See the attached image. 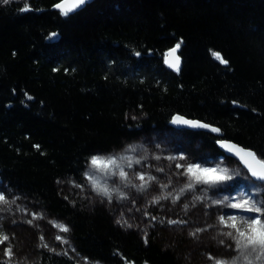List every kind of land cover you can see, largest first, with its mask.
I'll use <instances>...</instances> for the list:
<instances>
[{
    "label": "trees",
    "instance_id": "16d2710c",
    "mask_svg": "<svg viewBox=\"0 0 264 264\" xmlns=\"http://www.w3.org/2000/svg\"><path fill=\"white\" fill-rule=\"evenodd\" d=\"M59 2L0 3V184L63 221L92 261L205 264L185 228L194 218L162 232L173 219L151 208L145 231L127 227L116 212L128 199L92 204L63 183L84 184L93 156L148 141L155 155L164 147L222 159L264 202V183L218 147L227 139L264 158V0H90L68 16ZM181 41L176 71L166 57ZM175 115L220 131L176 128ZM32 247L31 260L11 264H79L65 250Z\"/></svg>",
    "mask_w": 264,
    "mask_h": 264
},
{
    "label": "rangeland",
    "instance_id": "374dc122",
    "mask_svg": "<svg viewBox=\"0 0 264 264\" xmlns=\"http://www.w3.org/2000/svg\"><path fill=\"white\" fill-rule=\"evenodd\" d=\"M140 143L137 144H143L141 148L134 146L136 148L135 152L128 150L129 145H126L123 149L111 152L110 154L96 155H127L132 157L133 167L127 168L125 166V171L128 172L132 184L139 185L142 183L140 180L136 179L134 175L139 172H144L146 175L155 176L157 178L156 181L151 182L150 186L143 193L138 192L133 187H125L117 177L107 179L106 182L110 188L119 187L120 190H123V192L128 195V201H126L125 204H122L116 212V219L127 227H129L128 225L130 224L131 227H133V225L139 226L145 231L148 227V222L145 218L147 215L145 213L151 208L157 210L160 214L172 217V219L176 221H182L183 219L180 218L181 216H184L185 218L189 217L191 219L194 218L192 223H186L185 228H188V231H191V233L195 232L197 228L204 229V231L196 233L195 236L197 240L191 245V250L204 248L205 264H215V259L212 258L231 259L236 256L238 253L234 250V242L223 234L232 231V229L220 224L218 217H228L229 215L252 216L255 214L229 208L226 204H215L213 201L228 197L229 202H236V200H238L243 194H248L260 202L255 190L249 188L248 184L245 183L247 181V175L245 176L242 172H239V175H233V178L239 180L238 186L235 187L230 185V183H225L223 185L214 186L211 189L208 185L196 184L194 189L186 190L184 192L185 195L180 196V199L176 203H173V197H175L179 193V189L188 182V177L182 175V173L186 171V168H178L176 167L177 164L185 166L188 164H199L203 168H228L230 172H233L234 170L231 169V166L227 162L224 163L222 159L209 157L202 160H192L182 152H174V154H172L173 149L164 147L157 149L156 153L158 154L155 155L153 152V146L149 145L148 141ZM133 145L134 144H131L130 146ZM181 156L184 157V159H168V157L178 158ZM156 157H159V159H156ZM136 159H139L141 163L136 164ZM162 161L163 163H160ZM160 168H162L163 171L157 170ZM86 172H93L90 163ZM95 175L100 176L101 174L95 173ZM84 180V184H78L73 180L65 181L63 183V188L66 191H69L72 187H75L78 194L88 199L92 204H99L100 202L104 203V205H109L113 201L115 192H113L112 200L109 202L106 197L98 195L93 190L92 184L86 175H84ZM101 182L103 183L105 181L101 179ZM76 185H80V187H77ZM160 185H168V187L161 188ZM122 187H124V189H121ZM205 189H207V191H205ZM0 192H4L10 201L15 199L14 204H0V208L4 209L3 211H0V230L10 237L8 242L0 245V258L8 259L3 255V249L9 243L11 244L14 253L11 260L14 263L31 260L35 255L32 250V245L47 244V248L67 251L79 264H100L79 253L70 241L68 232H62L59 228L55 227V224L66 225L63 221L47 217L32 200L8 193L1 184ZM169 192L172 193V197H169V199L165 201H170V205H166L164 201H160L158 204L151 202L154 196L166 195ZM194 194H196V197H203V199H196ZM185 204L188 205L187 209L184 208ZM132 209H135L133 210L134 212L141 213L140 217H137L135 221H132L134 220ZM32 213H37L38 215L42 214V218H33ZM28 220H32L33 223H27ZM125 221H127V223H125ZM52 222H55V224ZM178 224L179 223L166 224V227L163 226L160 230L162 232H172L173 230H176V225ZM57 235L62 236L67 243L57 240L55 238ZM41 236L44 237L43 241L40 239ZM221 241H223V243H221ZM229 245H232V247H229ZM191 254H193L192 251Z\"/></svg>",
    "mask_w": 264,
    "mask_h": 264
},
{
    "label": "snow or ice",
    "instance_id": "6c2138e0",
    "mask_svg": "<svg viewBox=\"0 0 264 264\" xmlns=\"http://www.w3.org/2000/svg\"><path fill=\"white\" fill-rule=\"evenodd\" d=\"M10 0H0V3H9ZM87 3V0H60L59 3L54 5L57 8L61 15L68 16L71 12L80 8ZM24 11L30 10L28 7L23 9ZM56 34L53 33L52 36ZM181 43H177L174 48H172L167 55H171L174 58L173 62L169 63V66L174 68L176 71H179V60L178 56H175L176 51L180 48ZM139 55V53H137ZM211 55L221 63L227 64L228 61L223 58L219 52H211ZM174 124H185L192 127H209V125L202 124L199 121L186 120L183 117H175L172 120ZM212 131L219 132V129L213 128ZM222 147H225L228 151L233 152L237 155L240 160L243 162L244 166L248 169V172L256 180L264 181V158L257 156V154L250 150L242 148L238 145L231 143H222ZM132 152L136 151L134 146H129V149ZM159 159V157H156ZM170 160L174 159H184V157H168ZM136 164H140L139 159L135 160ZM91 168L93 172H86L85 175L92 184L93 190L101 196H104L108 199L109 202L112 200L113 192L118 194L119 199H127L128 195L125 192H122L119 187L110 188L107 184V179L117 177L119 181L124 184L125 187H133L138 192H145L150 186L151 182L157 180L155 176L146 175L144 172L135 173L136 179L140 180L142 183L139 185L132 184L129 179V174L125 171V166L127 168L133 167V158L127 155H111V156H93L90 161ZM176 167H185L186 171L182 175L188 177V182L179 189V193L173 197L172 202L176 203L180 199L186 190H192L195 188L196 184H204L209 187H214L217 185H223L227 181L233 179V175H239V172H230L228 168H203L199 164H188L180 165L177 164ZM158 171H163L162 168L157 169ZM95 173L101 174L100 176L95 175ZM103 179L105 182H101ZM80 187V185H76ZM161 188H167L168 185H160ZM255 187V185L253 186ZM207 191V189H205ZM169 197H172V193H167L166 195H158L152 198V203L158 204L161 200H167ZM196 199H203V197H196ZM15 199L9 200L4 192H0V204L9 205L14 204ZM215 204H226L227 207L232 209L241 210L244 212L254 213L252 216H237L229 215L228 217L220 216L218 220L220 224L224 227L232 229L223 233L229 237L235 246V251L238 253L236 256L231 259H215V264H264V202H258L251 195L243 194L236 202H229L228 197H223L220 200L213 201ZM184 208L187 209L188 205L185 204ZM3 208H0V211H3ZM33 218H42V214L38 215L37 213H32ZM155 219V217H153ZM170 224L176 223H186L184 221L170 220ZM27 223L32 224V220H28ZM55 224V222H52ZM127 223V221H125ZM131 227V225H128ZM55 227L59 228L62 232L69 231L68 227L63 224H55ZM204 229L197 228L195 232L191 233L193 236L197 232H202ZM57 240L67 243L62 236L57 235L55 237ZM40 239L43 241L44 237L41 236ZM10 237L0 230V245L8 242ZM145 242H147L145 240ZM223 243V241H221ZM43 247H48L47 244L42 245ZM232 247V245H229ZM54 251V249H53ZM3 255L7 257V261L4 264H11L12 257L14 256L12 246L9 243L3 249Z\"/></svg>",
    "mask_w": 264,
    "mask_h": 264
},
{
    "label": "water",
    "instance_id": "95a60500",
    "mask_svg": "<svg viewBox=\"0 0 264 264\" xmlns=\"http://www.w3.org/2000/svg\"><path fill=\"white\" fill-rule=\"evenodd\" d=\"M90 0H87V2H89ZM85 5V4H84ZM83 5V6H84ZM83 6H81L80 8H78V9H76L75 11H73V12H76V11H78V10H80L81 8H83ZM57 9V8H56ZM73 12H71V13H73ZM170 51V50H169ZM169 51H168V53H169ZM175 56H178L179 57V55H178V50L176 51V53H175ZM180 58V57H179ZM166 60L167 61H169V62H173L174 61V58H173V56H171V55H167V57H166ZM166 64L169 66V63L168 62H166ZM170 67V66H169ZM181 67V59L179 60V68ZM171 69H173V70H175L174 68H172V67H170ZM177 116H179V117H183L184 119H186V120H191V119H188V118H186V117H184V116H182V115H175L174 116V118L175 117H177ZM173 118V119H174ZM191 121H195V120H191ZM202 124H206V123H203V122H201ZM173 124V126H175L176 128H186V129H191V130H199V131H211V132H216V131H212V129L213 128H216V129H218L217 127H214V126H212V125H209V124H206V125H209V127H192V126H189V125H185V124H174V123H172ZM216 133H219V132H216ZM231 143V144H235V145H238V146H240V147H242V148H245V149H250V148H247V147H244V146H242V145H240V144H238V143H236V142H234V141H231V140H227V139H222V140H219L218 141V147L220 148V150L224 153V155L225 156H227V157H229V158H232V159H235V160H237L240 164H241V166L244 168V169H246L247 171H248V169L244 166V164H243V162L240 160V158L237 156V155H235L233 152H230V151H228L225 147H222V143ZM250 150H252V149H250ZM252 151H254V150H252ZM255 152V151H254ZM258 156V155H257ZM249 173V172H248ZM250 174V173H249ZM251 176V175H250ZM252 177V176H251ZM255 181H257V182H261V183H264V181H259V180H256L254 177H252Z\"/></svg>",
    "mask_w": 264,
    "mask_h": 264
}]
</instances>
